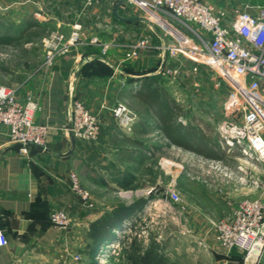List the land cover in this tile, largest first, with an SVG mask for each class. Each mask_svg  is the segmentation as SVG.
<instances>
[{
    "label": "crops",
    "instance_id": "1",
    "mask_svg": "<svg viewBox=\"0 0 264 264\" xmlns=\"http://www.w3.org/2000/svg\"><path fill=\"white\" fill-rule=\"evenodd\" d=\"M206 2L217 11L226 12V24L234 21L236 10L257 15V7L264 5V0ZM118 4L113 0H98L92 5H88L86 0H27L23 5L28 7L23 14L24 29L28 23L35 21L47 27L50 33L69 36L74 25L81 24L83 36L80 45L58 58L52 68H39L25 76L14 72L5 77V84L17 89L20 100H24L29 93L34 95L39 104L34 120L47 126L49 135L45 145L41 146L43 148L31 145L28 154H24L21 145L10 140L8 130L0 127V230L9 239V245L0 248V264H86L85 237L79 240L72 230L55 228L51 215L57 210H67L72 214L77 212L83 215L87 229L111 208L96 203L95 208L87 209L72 191L70 175L78 173L83 160L89 169L95 170L94 163L98 162L93 157L98 150H103L102 174L95 173L101 180H108L112 189L124 191L126 181H135L136 174L123 172L120 163L135 164L132 150L142 145L136 139L151 133L146 125L151 124L149 119L154 112L142 97L152 83L150 79L154 81L152 85L163 87L179 106L182 102V107L184 99L175 97L179 93L176 89L188 93L195 85L205 84L206 66L200 65L198 73H192L195 76L189 79L187 75L192 71L193 64L184 57L173 58L159 48L173 41L169 31L188 34V29L179 20L171 16L160 19L153 14L152 18L164 28L161 29L151 20L135 14L136 8L140 7L128 1L120 6ZM145 38L149 39L151 46L138 58L127 60L126 53L130 47ZM94 39L97 40L95 44L92 42ZM106 45L108 49L104 51ZM166 69H179L181 76L177 79L170 77L166 81ZM77 100L83 101L100 118L101 138L97 143H83L76 139L73 147L69 127L72 106ZM128 100H132L139 112V121L133 130L136 137H130L133 139L129 142L108 141L109 136L112 140L116 136L120 138L111 108ZM167 139L172 148L193 151ZM196 145L192 147L198 148ZM106 150H110V157L105 158ZM114 157L118 167L110 170L108 166ZM250 183L235 192L242 197H253L255 188ZM257 190L255 197H263L264 192ZM217 245L222 252L220 243L217 242ZM219 252L211 256L212 263L239 264L232 254L223 256ZM76 256L81 257L80 261L76 260Z\"/></svg>",
    "mask_w": 264,
    "mask_h": 264
},
{
    "label": "rangeland",
    "instance_id": "2",
    "mask_svg": "<svg viewBox=\"0 0 264 264\" xmlns=\"http://www.w3.org/2000/svg\"><path fill=\"white\" fill-rule=\"evenodd\" d=\"M25 2L27 0H0V33L15 36L24 29L23 14L28 9L27 6H23ZM257 8L258 10L264 8V5ZM136 9L134 13L139 17L147 18L163 28L161 23L144 9ZM162 17L166 18V15ZM188 31L189 36L194 38L191 31ZM45 39L27 45V53L8 46L1 47L0 84L6 85L5 77L10 73L13 75L17 72L25 76L43 68L47 50ZM207 69L203 86L201 83L195 85L194 89L190 88L189 94L180 92L177 88L176 92H179V95L173 94L177 99H184L183 107L182 102H179L183 109L179 122L185 126L198 128L204 137L202 141L209 142L207 147L213 146L214 151L220 148L221 160L205 158L194 151L170 147L169 140L162 133L160 123L154 114L149 119L151 124L146 125L151 133L136 139L140 140L142 145L132 150L136 157L135 164L132 161V164L120 163L123 172L136 174L135 181H126L124 191L112 189L108 180H101L95 173L97 171L98 175L102 174L103 150H98L93 157L94 161L98 162L94 163L95 170L89 169L83 160L77 173L81 184L90 194L93 208L99 203L109 206L112 212L121 202L124 203L121 205L129 206L138 197L145 199L153 197L140 213L133 215L122 229L116 231V235L124 242L130 241L128 236L141 238L145 245H148L151 239L157 241L168 257V264H214L211 262V256L221 251L217 245V225L230 221L235 206L246 199H256L255 195L258 193L256 188L253 197H242L235 192L240 187H245L241 177L264 178V165L256 161L245 162V157L237 149H229L224 143L220 132L224 123H241L243 113L235 111V107L231 105L232 86L223 78H219L215 71ZM192 73L197 72L190 71L187 75L189 79L194 75ZM164 78L167 81L170 77L165 75ZM123 102L139 115L132 100ZM115 124L117 125L116 121ZM117 131L120 138L116 136V139L112 140L109 136L108 141L129 142V139H133L130 137H136L134 131L131 134H124L119 127ZM99 137L97 140L83 143H97ZM197 140L196 146L205 149L200 140ZM109 151L106 150L104 153L105 158L110 157ZM116 159V157L111 159L108 166L110 170L117 169ZM240 166L244 171L238 170ZM93 177L96 180L93 181ZM110 184L112 185L111 182ZM73 214L74 220L68 230L76 233L79 240L85 237L87 246L90 226L87 229V226H84L83 215L77 212ZM116 243L115 247H112L114 249L107 248L103 252L106 258L99 260L100 264H125L122 255H119L120 242ZM233 251L228 252L222 248V252L219 253H223L224 256L232 254ZM111 256L113 258L110 259ZM88 263L89 260L86 264Z\"/></svg>",
    "mask_w": 264,
    "mask_h": 264
},
{
    "label": "built area",
    "instance_id": "3",
    "mask_svg": "<svg viewBox=\"0 0 264 264\" xmlns=\"http://www.w3.org/2000/svg\"><path fill=\"white\" fill-rule=\"evenodd\" d=\"M86 1L92 5L98 0ZM125 1L160 19L162 15L174 17L191 31L194 38L177 30L169 31L173 41L159 48L173 58L184 57L190 61L193 72L198 73L200 65L210 68L232 86L231 105L235 111L243 113V120L241 123H224L221 136L229 149H237L246 162L264 165V8L259 9L257 15L238 9L234 21L226 24V12L217 11L206 0ZM82 31V25L75 24L69 36L50 33L45 39L47 50L43 68H52L58 58L80 45ZM92 42L95 44L97 40ZM150 46L147 38L138 41L130 47L126 59L138 58ZM107 49L106 45L104 51ZM164 72L173 79L181 76L179 69ZM38 108L32 93L20 100L16 88L0 84V127L8 130V137L21 145L24 154H28L31 145L44 146L49 135V128L34 120ZM111 113L124 134H131L139 121L138 114L124 102L114 105ZM70 125L77 140L94 141L101 133L100 118L83 101L73 103ZM238 170L244 171L241 166ZM70 180L72 191L87 209H92L90 194L77 174L72 173ZM241 181L245 184L251 181L252 187L264 192V178L244 176ZM73 220L74 214L67 210H57L51 215L52 224L58 229L68 230ZM217 228V240L223 249L243 254V264H264V196L238 203L231 220L218 224ZM7 245L9 239L0 230V248ZM103 258L106 256L100 252L99 260ZM78 259L80 257L76 256Z\"/></svg>",
    "mask_w": 264,
    "mask_h": 264
},
{
    "label": "trees",
    "instance_id": "4",
    "mask_svg": "<svg viewBox=\"0 0 264 264\" xmlns=\"http://www.w3.org/2000/svg\"><path fill=\"white\" fill-rule=\"evenodd\" d=\"M49 35L50 31L47 27L33 21L28 23L27 27L18 35L0 33V48L8 46L27 53V45L34 44ZM149 82L153 83L154 81L150 79ZM152 83H149L142 97L158 119L163 134L175 145L187 146L202 156L221 160L220 148L214 151L213 146L207 147L209 142L202 141L204 137H202V133L198 128L185 126L179 122L183 109L163 87L159 84L152 85ZM197 139L200 140L205 149H194L192 147L197 143ZM152 198H139L129 206L120 205L90 225L88 232L89 241L85 251L87 252L85 255L89 260L88 264H100V249L103 247L101 250L104 251L107 249L106 247L116 241L120 242L121 254L119 255H122L125 264H168V257L163 253L162 246L157 241L151 239L152 241L145 245L141 238L137 236L129 238L128 236L127 238L130 241L124 242L116 235V231L122 229L123 225L133 215L140 213ZM232 255L237 258L239 264H243V254L234 250Z\"/></svg>",
    "mask_w": 264,
    "mask_h": 264
},
{
    "label": "water",
    "instance_id": "5",
    "mask_svg": "<svg viewBox=\"0 0 264 264\" xmlns=\"http://www.w3.org/2000/svg\"><path fill=\"white\" fill-rule=\"evenodd\" d=\"M125 2V0H120L119 1V4H118V6H120L121 4H123ZM122 20H127V21H133V20H137V19H122ZM143 20V19H142ZM72 100V99H71ZM69 130H70V137H71V139H72V144H73V147H74V145H75V143H76V138H75V136H74V134H73V132H72V126L70 125V127H69ZM34 146H37V145H34ZM37 147H40V148H43V147H41V146H37Z\"/></svg>",
    "mask_w": 264,
    "mask_h": 264
},
{
    "label": "bare ground",
    "instance_id": "6",
    "mask_svg": "<svg viewBox=\"0 0 264 264\" xmlns=\"http://www.w3.org/2000/svg\"><path fill=\"white\" fill-rule=\"evenodd\" d=\"M115 243H116V242H115ZM115 243H114V242L111 243V244H110L108 247H106V248H109V249H110V248H112V247H115V245L117 244V243H116V244H115ZM105 250H107V249H105ZM105 250H104V251H105ZM104 251H102V252H104Z\"/></svg>",
    "mask_w": 264,
    "mask_h": 264
}]
</instances>
